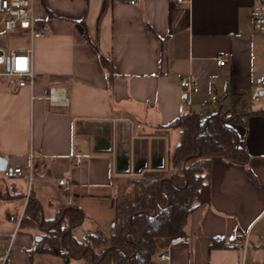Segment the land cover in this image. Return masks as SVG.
<instances>
[{"label": "crops", "instance_id": "0c3cea01", "mask_svg": "<svg viewBox=\"0 0 264 264\" xmlns=\"http://www.w3.org/2000/svg\"><path fill=\"white\" fill-rule=\"evenodd\" d=\"M253 7L254 0L38 1L39 22L49 30L34 41L35 84L17 87L0 76V155L7 165L34 168L32 180L10 179L0 170V233L20 226L32 193L44 216L75 204L85 212L79 225L84 235H110L122 181L171 165L180 132L162 125L188 109L212 111L203 117L227 111L236 100L264 108V96L251 100L255 80L264 75V40L254 30ZM14 34L24 37L16 47L28 45L23 33ZM101 53L114 64L113 78ZM220 56L227 57L224 65ZM189 74L198 91L181 85L180 77ZM52 87L57 93L50 97ZM236 128L256 177L245 165L214 156L211 201L192 212L182 230L192 241L174 245L167 262L158 253L170 237L158 238L148 264H240L241 248H212L214 237L247 239L252 264H264V112ZM74 154L83 161L77 163ZM55 177L70 178L71 187L62 189ZM8 204L16 212L13 229L4 228ZM0 241L6 244L5 237ZM33 259L16 252L14 264Z\"/></svg>", "mask_w": 264, "mask_h": 264}, {"label": "trees", "instance_id": "16d2710c", "mask_svg": "<svg viewBox=\"0 0 264 264\" xmlns=\"http://www.w3.org/2000/svg\"><path fill=\"white\" fill-rule=\"evenodd\" d=\"M100 60L113 78L112 60L102 53ZM237 103L236 100L231 109L218 110L207 117L188 109L161 126L164 131L177 128L180 132L170 154L171 165L122 181L115 197V230L110 235L89 230L78 239L74 231L85 219L81 207L67 204L46 217L40 201L31 193L20 226L40 229L42 238L30 255L51 253L63 258L65 264L77 258L84 259L85 264H148L158 249V238L182 234L189 215L211 201L214 156L243 164L248 174L256 177L248 165L250 153L236 125L246 124L247 116L264 112V108L256 110L252 104ZM24 195L21 192L15 197ZM210 246H225L224 239L214 237Z\"/></svg>", "mask_w": 264, "mask_h": 264}, {"label": "built area", "instance_id": "2783aa9c", "mask_svg": "<svg viewBox=\"0 0 264 264\" xmlns=\"http://www.w3.org/2000/svg\"><path fill=\"white\" fill-rule=\"evenodd\" d=\"M40 0H0V23L5 32L23 33L28 39V45L24 47H4L0 46V76H5L8 82L17 87L26 85L33 86L36 80L35 59H34V41L38 37L44 36L49 28L46 23H39L37 15V5ZM115 3H129L139 5L142 0H111ZM178 3L190 2L192 0H176ZM253 26L264 40V0H254L253 7ZM227 57H218V64L224 65ZM180 83L183 87L190 91H198V81L193 75H185L180 77ZM57 93V87H52L50 97ZM264 96V75L258 77L252 88V102L259 101ZM187 104H191L190 97L186 99ZM34 157L33 153L31 154ZM77 163L83 161V156L74 154ZM33 164L23 165H7L4 174L7 178L16 179L20 177L33 178ZM54 182L64 190L71 187V180L68 177H55ZM28 197L26 198V203ZM18 233V226L9 233L1 234L6 238V244L0 249V264H14L15 256V239ZM192 238L187 234H179L171 236L168 244L158 253V259L170 262L172 258V248L178 243H190ZM228 246H237L242 250V258L240 264H252L249 257L250 245L249 241H231L225 240Z\"/></svg>", "mask_w": 264, "mask_h": 264}, {"label": "rangeland", "instance_id": "374dc122", "mask_svg": "<svg viewBox=\"0 0 264 264\" xmlns=\"http://www.w3.org/2000/svg\"><path fill=\"white\" fill-rule=\"evenodd\" d=\"M24 41V37L14 34V33H9L5 32L3 29V26L0 23V46L4 47H11V46H16ZM202 115L206 116L212 111H208L207 109L201 110ZM209 112V113H207ZM0 181H3V173L2 171L0 172ZM16 212L15 210L11 207L10 204H8V210H7V221L5 222L4 228L6 229H13L16 224H17V219L13 218L15 216ZM83 227L79 226L75 229L74 233L78 239H82L84 237V231ZM41 230L38 228H24L20 227L18 224V233L17 237L15 239V247H16V252H20L27 255L29 259V254L32 248L35 245V242L37 240V236H41ZM25 240L24 244L18 245L20 240ZM5 244V241H0V248ZM15 259V256H14ZM29 264H65L63 258L60 256L51 254V253H39L35 252L34 253V259L30 263L28 260ZM69 264H85V260L81 258L77 259H72Z\"/></svg>", "mask_w": 264, "mask_h": 264}, {"label": "water", "instance_id": "95a60500", "mask_svg": "<svg viewBox=\"0 0 264 264\" xmlns=\"http://www.w3.org/2000/svg\"><path fill=\"white\" fill-rule=\"evenodd\" d=\"M2 158H3V161L1 160ZM0 161H2V163L0 162V170H3L7 166V161L2 155H0ZM39 239H41V236H37V240Z\"/></svg>", "mask_w": 264, "mask_h": 264}]
</instances>
